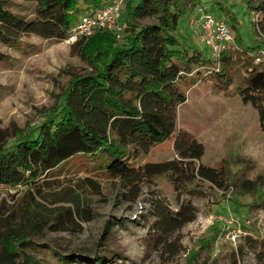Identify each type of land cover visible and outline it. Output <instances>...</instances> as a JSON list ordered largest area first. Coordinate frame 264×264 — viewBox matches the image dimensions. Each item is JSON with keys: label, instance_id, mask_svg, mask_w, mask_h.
I'll use <instances>...</instances> for the list:
<instances>
[{"label": "trees", "instance_id": "trees-1", "mask_svg": "<svg viewBox=\"0 0 264 264\" xmlns=\"http://www.w3.org/2000/svg\"><path fill=\"white\" fill-rule=\"evenodd\" d=\"M22 1L35 3L34 20L27 21L11 11L12 0H0L2 44H15L21 35L27 34L64 40L68 30L83 17L81 13L88 14L105 4V0ZM202 1L125 0L118 22L122 33L102 30L73 44L79 48L88 70L70 74L59 102L38 126L27 132L15 128L9 133L7 129H0V186L22 188L26 193L27 215L31 213L30 208L34 211L39 206L35 197L44 199L41 191L48 184V175L76 157L82 159L81 167L87 173L115 182L126 190L129 202L137 201L142 185L165 176L174 186L200 181L219 190L230 185L237 195L245 190L237 178H228L223 168L203 165L204 146L187 131H176L178 108L186 102L188 89L204 78H212L214 82L218 78L217 82H222L228 66V50L217 62L187 47L176 34L180 18L198 8L206 11ZM241 2L246 13L254 15L251 24L256 38L264 36V0ZM215 6L222 12L220 18L231 29H237L241 23L232 10L217 2ZM145 18H152L156 23L140 25L138 20ZM234 41L236 49L256 66L245 76L238 95L244 104L255 109L259 129L264 132V49L261 48L264 44L259 45L255 40L245 47L237 33ZM258 58L261 61L257 62ZM4 60L5 55L0 52V63ZM172 137L175 159L133 164ZM85 183L91 194L101 195L98 183L90 179ZM79 202L76 200L72 208L60 210L49 229L64 233L90 222V209ZM196 214L190 201L180 202L174 211L159 198L149 208V217L153 228L162 235V244L193 222ZM11 217L4 220V226L10 224ZM220 225L221 222L214 221L210 237L203 238L197 251L188 253L187 264H196L198 252L216 241L223 232ZM242 228L246 230L245 225ZM23 242L18 234L3 237L2 254L6 261L1 264H12L18 254L16 246ZM165 250L174 257L181 247L177 243L166 244ZM246 250L253 254L255 264H264V240L246 236L238 255L243 257ZM60 261L62 264L73 262L69 258ZM229 264H239L236 254H232Z\"/></svg>", "mask_w": 264, "mask_h": 264}, {"label": "rangeland", "instance_id": "rangeland-1", "mask_svg": "<svg viewBox=\"0 0 264 264\" xmlns=\"http://www.w3.org/2000/svg\"><path fill=\"white\" fill-rule=\"evenodd\" d=\"M111 1L105 0L104 5ZM216 2L231 9L241 23L237 29L227 24L233 42L226 49L230 54L225 76L222 82L204 78L188 89L186 102L178 108L176 131H187L204 146L203 165L223 168L228 178H237L245 190L237 195L230 185L219 190L200 181L174 186L165 176L142 185L137 201L129 202L126 190L87 173L81 167L82 159L76 157L48 175V184L41 191L44 199L35 197L39 206L34 211L30 208V215L21 187L0 186V264L5 260L2 239L9 233L24 239L16 246L18 254L12 264H62V258L73 260L68 264H187L188 253L197 251L203 238L210 237L214 217L218 216L233 219L246 230L233 225L223 231L209 248L198 252L196 264H229L232 254H236L239 264H255L250 251L241 257L238 250L246 236L264 240V197L260 198L264 194V132L259 129L255 109L238 95L245 76L256 66L236 49L234 34L240 35L245 47L255 40L264 43V36L254 35V15L246 13L241 0L202 1L206 12L220 18L222 12L216 9ZM9 9L27 21L35 19L34 2L12 0ZM194 12L179 19L176 34L187 47L209 58L208 49L198 40ZM138 23L150 25L156 21L145 18ZM115 30L122 33L121 25ZM0 52L5 55L0 63V129L9 133L15 128L33 130L59 102L70 74L88 70L78 47L41 35H21L17 43L10 45L0 42ZM176 157L172 137L133 164L162 163ZM87 179L99 184L100 196L90 193ZM159 198L174 211L182 201H190L197 210L195 220L169 236L165 244L149 217L150 203ZM76 200L90 209L92 220L74 231L52 232L49 226L59 211L72 208ZM10 215V224L4 226ZM41 226L47 228L39 231ZM172 243L181 247L174 257L165 250L166 244Z\"/></svg>", "mask_w": 264, "mask_h": 264}, {"label": "built area", "instance_id": "built-area-1", "mask_svg": "<svg viewBox=\"0 0 264 264\" xmlns=\"http://www.w3.org/2000/svg\"><path fill=\"white\" fill-rule=\"evenodd\" d=\"M124 4L125 0H112L100 8L92 9L68 30L64 41L69 45H73L78 41L87 40L99 31L115 30ZM194 24L198 33V40L208 49L211 59L219 62L222 53L227 49V45L233 42L231 30L227 23L223 19L198 8L194 12ZM256 61L261 60L258 58ZM214 221L221 222L225 228L224 232L233 225L242 228V225L233 219L218 216L214 217L213 223ZM238 233L241 234L240 231Z\"/></svg>", "mask_w": 264, "mask_h": 264}, {"label": "crops", "instance_id": "crops-1", "mask_svg": "<svg viewBox=\"0 0 264 264\" xmlns=\"http://www.w3.org/2000/svg\"><path fill=\"white\" fill-rule=\"evenodd\" d=\"M262 44H264V43H262V42H259V45H262Z\"/></svg>", "mask_w": 264, "mask_h": 264}]
</instances>
